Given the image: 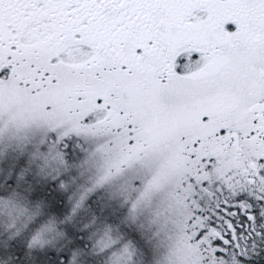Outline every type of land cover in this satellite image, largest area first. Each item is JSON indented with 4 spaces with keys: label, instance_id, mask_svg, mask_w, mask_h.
<instances>
[{
    "label": "snow or ice",
    "instance_id": "snow-or-ice-1",
    "mask_svg": "<svg viewBox=\"0 0 264 264\" xmlns=\"http://www.w3.org/2000/svg\"><path fill=\"white\" fill-rule=\"evenodd\" d=\"M0 264H264V0H0Z\"/></svg>",
    "mask_w": 264,
    "mask_h": 264
}]
</instances>
